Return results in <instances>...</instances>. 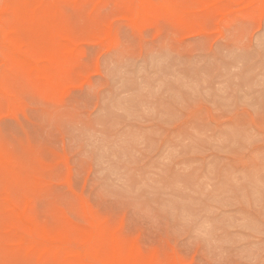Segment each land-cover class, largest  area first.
<instances>
[{
    "label": "rangeland",
    "instance_id": "obj_1",
    "mask_svg": "<svg viewBox=\"0 0 264 264\" xmlns=\"http://www.w3.org/2000/svg\"><path fill=\"white\" fill-rule=\"evenodd\" d=\"M1 3L0 264H264V0Z\"/></svg>",
    "mask_w": 264,
    "mask_h": 264
},
{
    "label": "bare ground",
    "instance_id": "obj_2",
    "mask_svg": "<svg viewBox=\"0 0 264 264\" xmlns=\"http://www.w3.org/2000/svg\"><path fill=\"white\" fill-rule=\"evenodd\" d=\"M1 2L3 3V0H2ZM1 2H0V3H1ZM136 2H137V1H136ZM2 3H1V4H2ZM136 4H137V3H136ZM4 23H5V22H4ZM0 24H1V23H0ZM6 28H7V27H6ZM6 31H7V30H6ZM6 31H5V32H6ZM22 32H23V31H22ZM24 34H25V33H24ZM4 35H5V34H4ZM25 35H26V34H25ZM0 36H1V35H0ZM0 38H2V36H1ZM27 38H28V37H27ZM4 43H5V42H4ZM0 158H1V157H0ZM21 218H22V217H21ZM24 224L27 225L26 222H25ZM27 226H28V225H27ZM31 227H32V225H31ZM28 229H29V228H28ZM33 229H34V228H33ZM37 229H38V228H37ZM33 232H34V231H33ZM35 232H37L36 229H35ZM26 236H27V235H26ZM43 240H44V238H43ZM38 241H39V240H38ZM46 247H47V246H46ZM114 248H115V247H114ZM116 248H117V247H116ZM49 249H50V248H49ZM78 250H79V248H78ZM123 250H124V249H123Z\"/></svg>",
    "mask_w": 264,
    "mask_h": 264
}]
</instances>
